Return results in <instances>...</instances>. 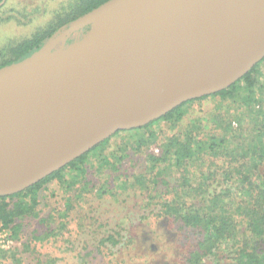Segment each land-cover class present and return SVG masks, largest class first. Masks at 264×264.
I'll return each mask as SVG.
<instances>
[{"label":"water","instance_id":"water-1","mask_svg":"<svg viewBox=\"0 0 264 264\" xmlns=\"http://www.w3.org/2000/svg\"><path fill=\"white\" fill-rule=\"evenodd\" d=\"M56 32L0 68V197L231 87L264 59V0H108Z\"/></svg>","mask_w":264,"mask_h":264},{"label":"trees","instance_id":"trees-1","mask_svg":"<svg viewBox=\"0 0 264 264\" xmlns=\"http://www.w3.org/2000/svg\"><path fill=\"white\" fill-rule=\"evenodd\" d=\"M106 1L68 0L57 24L1 47L0 68L30 56L60 26ZM61 14L56 12L58 18ZM263 61L228 89L185 102L141 128L118 131L24 191L0 197V225L16 242L22 241V250L10 251L8 258L13 264L25 260L56 264L59 258H44L42 249L59 240L71 245L70 254L77 264H264V156L258 160L254 154L261 151L264 155V146L252 149L251 142L246 144L234 178V173L222 176L215 162L225 159L220 153L227 144L224 135L197 140L195 122L182 134L174 133L162 141L152 130L160 121L176 126L196 101L242 94L245 101L254 102ZM121 134L129 136L126 143L106 152L112 138ZM154 145L158 153L150 149ZM142 151L140 169L124 172L127 158ZM90 158L96 159L99 171L110 172L94 198L90 188L96 182L90 186L86 179ZM52 182L67 194L64 208H55L38 219L39 193ZM95 199H116L113 204L119 210L99 209L93 205ZM33 218L38 219L36 229L27 236L23 221ZM143 223L152 227L163 223L171 236L161 238L158 246L142 248L133 229Z\"/></svg>","mask_w":264,"mask_h":264},{"label":"rangeland","instance_id":"rangeland-1","mask_svg":"<svg viewBox=\"0 0 264 264\" xmlns=\"http://www.w3.org/2000/svg\"><path fill=\"white\" fill-rule=\"evenodd\" d=\"M67 1L6 0L4 5L0 7V48L6 44L28 39L37 32L57 24L58 19L63 18L61 8L66 5ZM56 12L57 15L62 13L59 18L56 16ZM257 75L258 82L255 89L254 99L256 100L254 102H251V100L248 103L244 100L242 94L238 98L229 97L225 100L213 97L196 101L191 107H187L186 115L176 126L160 121L152 127V130L158 134L159 140L162 141L174 133L177 135L182 134L185 129L195 122L199 130L197 140L206 141L209 137L224 135L227 144L222 151L220 150V153L225 155V159L215 162L217 163V167L220 168L219 171H221L222 176L226 175L225 172L234 173L235 178L237 170L243 162L242 157L246 154V144L251 142L252 149L260 147V145L264 146V61L260 64ZM218 116L221 117V121L217 118ZM222 117H224V120ZM217 123L218 125L215 127L214 125ZM128 138L129 136L126 134L112 138L110 141L111 147L106 152L116 150L118 146L124 145ZM150 149L154 153H158L155 145L151 146ZM260 152L254 153L255 158L258 160L261 156H264ZM113 154L118 156V153ZM144 154L145 151H142L139 155H131V157L127 158L125 162L126 171L124 172L131 174L138 168L140 169L138 158H142ZM87 162L86 179L90 181V186L93 185V182H96L90 188L92 193L95 194L94 198L99 193L98 189L108 178L110 172H102V169L99 171L98 162L95 158H90ZM208 165L209 162H207ZM66 195L57 182H52L43 188L39 193V205L37 206L38 219L45 217L55 208H64ZM113 202L116 203L118 201L113 199L112 201L103 200V202H100L95 199L93 205L102 210H119V208L115 209ZM38 219L33 218L23 221L26 226L24 230L25 235L28 236L31 231L36 229L34 225L38 222ZM7 232L8 236L12 239V243L7 246L6 239L0 234V264H13L7 255L14 249L20 248L22 250V241L16 242L11 237L10 231L7 230ZM133 232L139 241L138 245L140 247L143 245L147 248L151 245L158 246L161 238L167 239L168 236H171L163 223H159L156 227L143 223L135 227ZM71 249V245L57 240V242L51 245H45L42 249V255L44 258L46 256L59 258L56 264H77L73 258V253L70 254ZM23 264L37 263H29L25 260Z\"/></svg>","mask_w":264,"mask_h":264},{"label":"bare ground","instance_id":"bare-ground-1","mask_svg":"<svg viewBox=\"0 0 264 264\" xmlns=\"http://www.w3.org/2000/svg\"><path fill=\"white\" fill-rule=\"evenodd\" d=\"M108 99H109L108 101H110V102H114V99H112L111 97H109ZM3 139H4V140H3ZM81 145H83V144H81ZM3 146H7V141H6V139H5V135H4V137H1V138H0V150L3 149ZM20 146H21L20 148H17L18 151H19V152L27 153L28 150L25 149V148H27L28 143H25L24 145H20ZM83 146H84V145H83ZM79 147H82V146L79 145ZM79 147H75V148H79ZM22 148H24V149H22ZM75 150H78V149H75ZM20 155H22V153H20Z\"/></svg>","mask_w":264,"mask_h":264},{"label":"built area","instance_id":"built-area-1","mask_svg":"<svg viewBox=\"0 0 264 264\" xmlns=\"http://www.w3.org/2000/svg\"><path fill=\"white\" fill-rule=\"evenodd\" d=\"M0 229H1V231H0V234H2L3 235V237L6 239V244H7V246L9 245V244H11L12 243V239L8 236V232H7V229H4L1 225H0ZM3 229V230H2ZM5 230V231H4ZM9 231V230H8Z\"/></svg>","mask_w":264,"mask_h":264},{"label":"flooded vegetation","instance_id":"flooded-vegetation-1","mask_svg":"<svg viewBox=\"0 0 264 264\" xmlns=\"http://www.w3.org/2000/svg\"><path fill=\"white\" fill-rule=\"evenodd\" d=\"M59 28H60V27H59ZM59 28L57 29V31L59 30ZM56 33H57V32H54L53 35L56 34Z\"/></svg>","mask_w":264,"mask_h":264}]
</instances>
